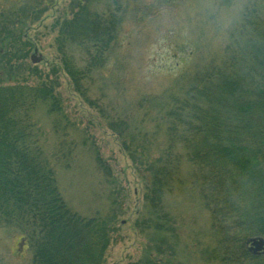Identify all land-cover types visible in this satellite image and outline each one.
<instances>
[{
    "label": "trees",
    "instance_id": "1",
    "mask_svg": "<svg viewBox=\"0 0 264 264\" xmlns=\"http://www.w3.org/2000/svg\"><path fill=\"white\" fill-rule=\"evenodd\" d=\"M96 2L72 1L71 15L58 32L55 66L67 86L101 114L137 168L148 215L142 229L152 235L149 248L161 251L162 235L175 237L166 199L186 184L209 217L213 260L264 264V251L249 250V240H264V0L243 4L221 47L208 52L201 64L181 59L184 70L159 93L138 95L134 105L140 122L154 123L152 133L140 123L132 127L127 113H115L102 84L97 86L111 52L119 48L125 8L111 0L98 11L92 6ZM12 20L0 19V224L20 236L30 264H104L115 211L82 217L60 195L56 168L70 167L73 146L63 133L47 151L46 133L35 121L37 109L43 108L54 135L64 131L58 79L41 73L36 64H22L29 45L7 29ZM190 47L187 59L197 50V45ZM95 89L99 96L91 94ZM102 99L109 104L103 106ZM95 161L104 177H111L98 155ZM137 264L156 262L148 255Z\"/></svg>",
    "mask_w": 264,
    "mask_h": 264
},
{
    "label": "rangeland",
    "instance_id": "2",
    "mask_svg": "<svg viewBox=\"0 0 264 264\" xmlns=\"http://www.w3.org/2000/svg\"><path fill=\"white\" fill-rule=\"evenodd\" d=\"M72 1L0 0V19H14L7 23V29L19 37V42L29 45L22 64L30 65L31 57L41 58L36 68L58 79L57 91L65 115L64 131L54 135L52 118L43 108L37 109L35 121L46 133L47 151L52 141L60 139L63 133L73 146L74 159L70 167L56 168L60 195L67 206L82 217L115 211V233L105 252L104 264L142 263L148 255L156 264H168L167 261L169 264H217L208 254L215 246L209 217L186 184L175 187L166 199L177 230L175 237L163 234L166 242L161 245V251L149 248L152 235L142 229L148 215L142 209L143 182L137 168L125 155L101 114L67 86L65 77L55 66L59 59L58 32L62 21L71 15ZM110 1L97 0L92 6L102 11ZM120 1L125 14L117 40L119 48L111 52L97 86L102 84L114 112L127 113L132 127L140 123L144 131L152 133L154 123L140 122V111L134 105L138 95L159 93L172 75L184 70L185 65L179 60L189 65L197 61L201 64L208 52L218 50L224 33L238 21L247 0H232L228 5H221L220 0ZM192 45L193 48L197 45V50L187 59ZM174 54L176 58H172ZM99 93L96 89L91 91L95 96ZM101 104L109 103L102 99ZM96 155L107 166L111 176L108 179L99 169ZM182 167L181 179L185 180L186 168ZM0 263L30 264V254L20 236L2 224Z\"/></svg>",
    "mask_w": 264,
    "mask_h": 264
},
{
    "label": "water",
    "instance_id": "3",
    "mask_svg": "<svg viewBox=\"0 0 264 264\" xmlns=\"http://www.w3.org/2000/svg\"><path fill=\"white\" fill-rule=\"evenodd\" d=\"M41 58H30V62L32 64H37L40 61ZM249 250L252 253H260L262 251H264V240L261 238H257V239H251L249 240Z\"/></svg>",
    "mask_w": 264,
    "mask_h": 264
}]
</instances>
